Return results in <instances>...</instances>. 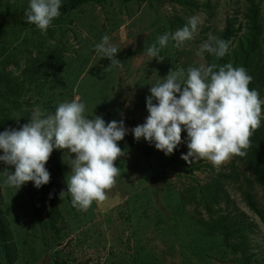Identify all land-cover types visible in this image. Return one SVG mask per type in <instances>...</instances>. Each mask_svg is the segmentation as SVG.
Listing matches in <instances>:
<instances>
[{"label":"rangeland","instance_id":"1","mask_svg":"<svg viewBox=\"0 0 264 264\" xmlns=\"http://www.w3.org/2000/svg\"><path fill=\"white\" fill-rule=\"evenodd\" d=\"M253 2L264 39V0H106L60 8L46 31L34 24L0 29V118L7 115L20 128L34 111L54 113L78 98L90 119H123L132 134L149 115L151 86L171 70L183 69L186 78L189 68L209 65L213 54L198 55L201 45L210 35L220 39L229 24L245 33ZM26 7L28 0H0V18ZM193 16L199 19L193 39L177 46L170 38L160 51L162 62L147 54L153 44L159 47L158 37L183 28ZM104 35L121 50L122 66H110L96 50ZM55 52L60 64L52 67L46 58ZM253 84L264 101L257 72ZM259 127L264 128V105ZM118 145L124 153L114 162L115 183L103 202L93 201L87 210L74 207L66 192L75 154L59 153V234L37 222L26 192L8 186L0 168L1 210L11 230L10 240L0 236V264H236L239 254L203 226L218 214L244 226L251 264H264V188L244 159L189 164L181 158L186 143L172 155L159 150L150 157L123 140Z\"/></svg>","mask_w":264,"mask_h":264},{"label":"clouds","instance_id":"2","mask_svg":"<svg viewBox=\"0 0 264 264\" xmlns=\"http://www.w3.org/2000/svg\"><path fill=\"white\" fill-rule=\"evenodd\" d=\"M62 0H28L26 22L46 31L60 15ZM198 17H191L183 28L158 37L147 48V54L163 61L160 51L169 39L180 46L191 40L198 30ZM96 50L110 60V66H122L121 51L104 35ZM228 42L210 35L198 52L223 57ZM200 65L177 72L172 70L149 89L146 107L149 115L144 123L130 131L139 141L143 138L165 155H172L182 143L188 152L181 158L192 164L207 159L220 166L233 155L243 156L252 132L261 124L264 101L254 89H249L252 77L243 67L231 63L220 66ZM178 94V95H177ZM155 101V102H154ZM85 115V104L79 99L63 102L54 113H32L29 122L20 128L0 131V163L12 171L5 172V183L18 190L27 182L40 188L50 182L46 164L54 149H67L75 154L71 161V175L67 191L74 207L87 210L93 201L103 202L106 191L115 183L119 168L115 161L123 156L118 142L124 140L129 129L123 119L106 122L102 116ZM182 131L186 137L182 139ZM64 191L60 196L63 198Z\"/></svg>","mask_w":264,"mask_h":264},{"label":"trees","instance_id":"3","mask_svg":"<svg viewBox=\"0 0 264 264\" xmlns=\"http://www.w3.org/2000/svg\"><path fill=\"white\" fill-rule=\"evenodd\" d=\"M106 0H64L61 8L64 11L77 8L88 2H103ZM144 1V0H137ZM179 2H187V0H177ZM15 10L0 18V29L10 28L17 25H29L26 22L25 10ZM249 23L245 33L239 35V28H235L233 24L227 25L220 35V39L228 42L229 50L223 57L211 55L209 65L220 66L231 63L233 67H243L247 73L252 77L249 84V89H254V75L257 72V77L264 80V39H263V23L260 15L259 7L253 2L252 7L248 13ZM47 64L56 67L60 64V56L58 53L49 54L46 58ZM11 128H19L16 122L5 115L0 118V131ZM182 139L186 137V132L182 131ZM125 142L131 144L136 149L142 151L146 157H150L153 153L159 151L156 148L152 149L146 146L142 140L137 141L132 134H127L124 138ZM180 147V146H179ZM178 147V148H179ZM61 150L67 149H54L46 164L49 170L51 179L46 185L39 189L34 186L33 182H27L22 186L23 190L28 195L35 213L37 222L45 227L52 228L56 234H59L61 228L58 222L61 218L59 208L58 195L62 186V170L59 153ZM246 154L239 156L244 159L253 170L258 181L264 188V128L258 127L252 132L250 136V143L246 149H243ZM7 165L0 163V168L3 172L12 171L11 168H6ZM1 188H0V236L4 240L11 239V230L9 222L2 215L1 210ZM46 214L47 220L43 218ZM204 228L212 235V238L220 241L226 248H228L235 256L234 261L236 264H251L250 256L247 253L244 226L236 219L228 214H218L212 216L209 220L203 221ZM8 246V243H7ZM241 254V255H240Z\"/></svg>","mask_w":264,"mask_h":264}]
</instances>
